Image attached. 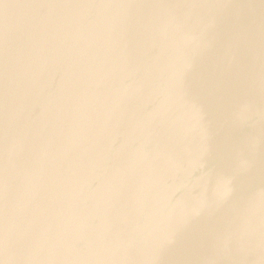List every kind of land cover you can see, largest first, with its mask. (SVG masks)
Listing matches in <instances>:
<instances>
[{"label":"clouds","instance_id":"clouds-1","mask_svg":"<svg viewBox=\"0 0 264 264\" xmlns=\"http://www.w3.org/2000/svg\"><path fill=\"white\" fill-rule=\"evenodd\" d=\"M252 92L264 6L23 14L4 41L0 264H264Z\"/></svg>","mask_w":264,"mask_h":264},{"label":"water","instance_id":"water-1","mask_svg":"<svg viewBox=\"0 0 264 264\" xmlns=\"http://www.w3.org/2000/svg\"><path fill=\"white\" fill-rule=\"evenodd\" d=\"M196 2H226L236 5L251 6L258 13L261 6H264V0H0V96H2V73L4 59V41L15 27L20 17L30 11L37 9L42 5H81V4H109L125 3L142 6L154 5H180ZM254 21L259 24V16H254ZM202 71L210 74V69L205 66ZM193 94L196 95L202 104L215 111V102L213 97L205 92L200 85V75L197 74L192 84ZM254 100L264 110V95L255 92L250 93ZM244 115H247L246 113ZM0 120H2V111H0ZM264 126V122L262 125ZM0 145H2V128H0ZM257 184L264 185V154L258 157ZM255 201L257 205H264V190L257 188L255 192ZM0 210H2V201H0Z\"/></svg>","mask_w":264,"mask_h":264}]
</instances>
